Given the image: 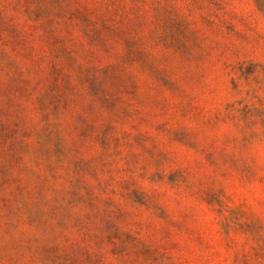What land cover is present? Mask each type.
Segmentation results:
<instances>
[{"label":"rangeland","instance_id":"374dc122","mask_svg":"<svg viewBox=\"0 0 264 264\" xmlns=\"http://www.w3.org/2000/svg\"><path fill=\"white\" fill-rule=\"evenodd\" d=\"M0 264H264V0H0Z\"/></svg>","mask_w":264,"mask_h":264}]
</instances>
